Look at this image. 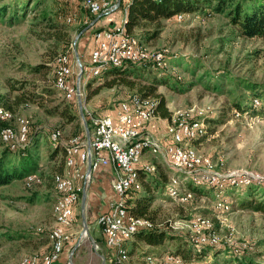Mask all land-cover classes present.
I'll use <instances>...</instances> for the list:
<instances>
[{"label":"rangeland","instance_id":"374dc122","mask_svg":"<svg viewBox=\"0 0 264 264\" xmlns=\"http://www.w3.org/2000/svg\"><path fill=\"white\" fill-rule=\"evenodd\" d=\"M0 10V107L14 112L5 108L11 116L3 126L17 131L22 120L26 129L31 127L33 132L52 129L59 137L67 140L78 137L83 143L85 139L78 133L80 127L85 130L84 123L90 129L87 112L100 114L105 107L111 108L135 92L119 85L93 92L110 76L105 73L95 77L87 68L79 69L78 62L87 66L95 21L102 15L93 19L83 0H0ZM179 14L171 19L162 18L158 24L145 22L134 28L132 33L145 42L150 52L164 55V64L156 65L163 70H155L154 66V70L130 78L144 82L148 77L158 80L164 76L158 90L165 95L171 112L167 125L180 117L189 122L201 119L202 132L190 144L201 157L210 159L211 166L199 169L224 176L231 174L234 178L221 179L218 183L178 181L175 186L184 199L168 195V182L175 171L165 162L158 164L162 169L159 172L156 167L152 173L140 174V187L133 190L135 195L143 196L149 191L153 201L148 216L153 218L154 225L165 226L176 238L154 248L134 236L124 237L114 248L105 246L103 252L108 253L105 258L115 253L117 259L128 264H147L142 257L145 253L163 258L169 254L164 251H176L180 245L181 249L183 246L192 249L193 259L189 261L193 264H237L235 253L240 252L243 255L239 259L245 257L264 264V213L242 204V198L250 199L244 195L248 186L252 190L250 195L254 194L256 199L264 190V113L261 104L251 108L252 103H257L251 101L254 92L259 94L264 88V41L239 36L226 11L205 7ZM154 28L157 34L148 36L146 32ZM61 54L69 56L74 73L82 71L83 90L74 98L77 101L80 96L82 100L84 119L78 102L77 116L71 122L45 111L57 104H60L57 112L62 109V95L53 85L55 59ZM246 84H254L258 89L247 90ZM18 97L22 100L19 103ZM263 97L259 96L262 102ZM90 98V103L85 105V100ZM239 105L248 109L249 114L236 113ZM48 140V136L39 134L33 143L38 158L37 169L32 173L42 172L41 183L30 185L40 181L33 174L36 176L31 180L27 175L24 181L17 178L0 186V264H20L23 258H39L50 250L41 252L48 248L50 231L56 224L52 205L57 189L52 178L44 175L51 164L46 159ZM12 143L11 148L18 144L17 140ZM165 177L169 180L163 187L160 181ZM87 213L85 210L88 223ZM81 218L78 203L76 221L71 226L73 233L68 235L55 264L100 263V258L92 255L101 250L89 238L95 228L88 224L82 232ZM193 236L202 241L188 239ZM191 243L209 247L197 258ZM121 249H128L130 254L122 258L118 253Z\"/></svg>","mask_w":264,"mask_h":264},{"label":"trees","instance_id":"16d2710c","mask_svg":"<svg viewBox=\"0 0 264 264\" xmlns=\"http://www.w3.org/2000/svg\"><path fill=\"white\" fill-rule=\"evenodd\" d=\"M205 7H210L216 12L226 11L227 16L229 17V22L236 27V32L239 36L258 37L264 41V0H132L128 5L127 11L125 13L126 30L132 33L134 31V28L140 23L149 22L158 24L162 18L171 19L179 13L194 12L202 10ZM96 15L98 14H92L93 19ZM146 34L148 36H155L157 34V29L154 28L150 31H147ZM154 66L155 70L161 68L159 66L152 65L150 61H146L143 63L126 62L119 66L108 67L102 75L106 73L110 77L104 78L102 80V83L98 84L93 89V92L101 87L111 88L115 85L124 86L129 89H135V92L132 93L138 94L143 98H152L156 101L154 115L170 119L171 112L166 105L167 99L165 95L158 90L159 85L162 84L160 80L163 79L164 76L158 80L156 79V77L151 79L150 77H148L144 79V82H136L134 79L130 78L131 75L137 77L140 74L142 75L143 73H145V71L148 72L149 70H154ZM158 74H160V71H158ZM245 86L247 90H255L256 88L258 89V86H255L254 84H246ZM254 93L255 94L253 95L251 101L257 100V103H252L251 108H255L258 104L259 106L261 104V110L264 113V97L263 102L262 99L259 98V96H264V88H262L259 94L256 92ZM59 95L61 96L60 93ZM61 98L62 109H59V112H57V108L58 106H60V104L55 105L52 109H45V111L48 115H59L64 119L65 122H71L77 116L75 113L77 101L75 100V98H71L70 100H66L62 96ZM21 101L22 100L18 97L17 102L19 103ZM4 108L12 111L10 108ZM235 110L236 113L239 114H249V110L241 105H239ZM87 119L88 118H86V121L89 124ZM51 130L45 128L41 130L36 129L33 132L31 127H27L26 141L17 144V146L14 148H11V146L7 143L1 142L3 149L0 154V186L3 184H7L13 179L17 178H23L24 181V177L30 174H36L40 178V181L32 182L30 183V185L39 184L42 182V172L41 174L32 173L37 169L36 161L38 158L37 151L33 150V143L39 134L40 137H49V147L46 148V159L51 164L47 166L48 170L45 174H43L49 178H52L53 181V175L55 173H60V171L62 170L65 147L60 142L61 139L58 138L55 140L51 138L50 135L53 131ZM26 169H28V171H25ZM168 180L169 179H166L165 177V179L160 181L161 185L164 187L166 181L168 182ZM251 192V186H248L247 191L244 195L249 196L250 199L249 201H244L245 199L242 198V204H248L249 206L254 207L256 210H260L264 213V190L259 199H256L254 194L250 195ZM135 193V191H130L126 196V205L129 214L135 218H144L150 221L152 226L149 228L137 229L135 232H133L132 237L134 236L137 240H142L145 244L154 248L162 247L164 242L166 240H169L170 238H176L168 230L165 229V226L154 225L153 218L148 216V213L151 211L150 206L153 201L152 196L149 195V191H146L143 196L135 195ZM262 243L264 244V241H262ZM191 247L195 250L194 253L197 255L196 257L200 258L202 257L203 250L209 247V245L199 246L191 243ZM182 248L183 249H181L179 245L176 247V251L164 252L179 255L185 261L192 260L193 257H190L192 255V249H187V247L184 246ZM125 254L126 256L130 254L128 249L125 250ZM145 254L148 255L154 253ZM235 255L238 258L237 264H261L256 261L245 259V257L239 259L243 255L242 252L235 253ZM106 264L128 263L119 261L115 257L114 253L111 255L110 261H106Z\"/></svg>","mask_w":264,"mask_h":264},{"label":"bare ground","instance_id":"6f19581e","mask_svg":"<svg viewBox=\"0 0 264 264\" xmlns=\"http://www.w3.org/2000/svg\"><path fill=\"white\" fill-rule=\"evenodd\" d=\"M132 0H123L118 1V3L115 4V9L117 6L121 3L123 6V11L126 13L128 5L130 4ZM83 4L85 8L89 11L88 6V0H83ZM181 16V14H178ZM119 34V40L117 42H109V45L107 47V60H119V61H110L105 62L102 64H97L89 67V71L92 76H100L103 74V72L108 67L113 66H119L126 62L131 63H143L146 61H150L152 65H162L163 62V54L161 52H150L148 50V54L151 55L149 57H138L137 60H125V52L123 51V48H129L130 47V40L132 39V36L134 35V50L136 52H144L145 51V42L142 41L138 36H136L134 33L128 32L126 30V18L114 26L110 28L104 29V36L107 37H116V35ZM64 54L58 55L55 59V66H54V77H53V85L54 87L61 93L62 97L66 100H70L72 98V90L65 87V81H64V75H60L59 69L57 67L59 66V63H61V59L64 57ZM69 56L67 59L62 60V68H70V65L72 63L70 62ZM87 68V66H82L80 63V69ZM78 83V94L81 95V90H83L84 81L80 80ZM134 97L128 98V105H135V97H137V110L138 115H145V109L149 111V121L152 119L154 115V108L156 105V101L152 98H143L140 97L138 94H133ZM86 109V108H85ZM89 115V112H87ZM11 113L6 110L3 107H0V140L4 143L9 144L10 146H13L14 141L11 140V136L8 135V130L14 131L10 129L7 126H3L2 123L8 120L10 118ZM201 119H195L193 121H186L185 118L180 117L177 118V121L168 124L166 126L167 131L164 132L163 138L165 141L171 142V133L173 132V136H176V149L178 151L179 155H186L187 158L192 160V167H197L198 169L200 167H210L211 161L208 157H201L196 148L190 144V141L200 136V133L202 132L201 129ZM182 126V131L178 129V127ZM8 129V130H7ZM18 135L19 139L25 141L26 140V133L27 129L23 121H20V125L18 128ZM144 134H147V136L151 140H145L144 142L140 143L139 145V154L142 156V153L145 150L153 149L155 150V142L153 140H160L152 137L145 131L144 127ZM52 139H58L59 133L58 132H52L51 133ZM108 136L110 137V140H106V153H107V164L111 163L112 167L116 171V175L118 177H125L126 176V169L120 165V156H119V150L115 148V142L113 140H117V129L116 128H108ZM163 141V140H162ZM18 142V140H17ZM23 143V142H21ZM76 143H82L78 137H72L69 138L65 144V150H64V161L65 165L68 167L66 171L55 173L53 175V183L58 191V194L55 197V200L52 205V211L53 216L55 218L56 224L50 231V239H51V246L48 253L40 256L39 258H23L20 264H40L41 261L44 260L45 257H49V255L55 253V238H57L58 244H56V251L57 255H61L64 242L67 235V228L72 225V223L75 220L76 216V207L78 205L81 193L83 191V186H78V184L75 182L74 178L71 176V173L69 171V167H73V160H74V152L72 151L71 145H76ZM169 167H171L175 172L173 178L168 182L167 186V192L170 197H184V194L180 193L179 190L176 188L175 184L178 181H196V170L189 169L188 166H173V161L167 160ZM156 171V167L152 163H145V166H140L136 168V172L134 173V186L132 183L128 180H120L119 181V190L122 191V198H123V208L124 209V217H131V224L135 228L132 231L135 232L139 228H149L152 226L151 222L144 219V218H135L131 216L128 212V208L126 205L125 196L128 194V192L133 191L134 189H139L140 187V178H139V172L149 174ZM28 179H33V174L28 175ZM213 183H218V181H215ZM212 183V184H213ZM67 218H72L73 221L69 222L66 220ZM55 228H61L64 229L63 231L60 229ZM124 238V237H123ZM123 238H119L117 242L114 244L113 248L118 246L119 243ZM213 240V239H212ZM119 256L122 258L127 257L125 254V250L121 249L118 251ZM144 261L147 264H169L168 262H171L173 264H193L192 261H185L183 259H180L177 255L174 254H165L162 258L160 256H154L152 254H145ZM157 258L159 261H154ZM121 261V259H118ZM210 264V263H205Z\"/></svg>","mask_w":264,"mask_h":264},{"label":"built area","instance_id":"2783aa9c","mask_svg":"<svg viewBox=\"0 0 264 264\" xmlns=\"http://www.w3.org/2000/svg\"><path fill=\"white\" fill-rule=\"evenodd\" d=\"M118 1L123 0H88L89 13H110L115 9V4ZM93 39L95 46L91 50L87 70L93 65L119 61L107 60V47L109 42L118 43L119 34L116 37H107L104 36V28H101L94 31ZM122 52H125V60H137L138 57L146 58L151 56L148 54V48L146 46L144 52H136L134 50V35L130 40V47L123 48ZM67 57L68 55H65L61 59V63H59L57 69H59L60 75H64L65 87L72 90V98H74L75 95H79V71L74 73L72 65H70V68H62V60L67 59ZM78 67L80 69V62H78ZM128 97L134 96L130 94L120 100L113 115L93 114L89 112V115H87L90 121L89 144L85 140L83 143L71 145L72 151L74 152L73 175H78V186H83V191H85L90 181L91 172L100 165H107L106 140H110L108 128L117 129V140L113 141L115 142V148L119 150L120 165L126 169V176L118 177L114 175L112 188L115 197L110 202L108 210L99 214L96 218V223L105 236V243L110 248L114 246L119 238L132 237V231L135 227L131 224V217H124V209L126 208H123L122 191L119 190V181L128 180L134 186V173L136 172V168L145 166V163L141 161L142 156L139 154V145L145 140H151L147 134H144V127L149 122V111L145 109V115H138L137 97H135V105H128ZM178 129L182 131V126L178 127ZM165 131H167V128ZM170 133L171 142L153 140L155 142V151L163 160L173 161V166H188L189 169L196 170V180L221 181V179L234 178L231 174L224 176L214 171L200 170L197 167H192L191 159L187 158L186 155L178 154L176 149V136H173V132ZM8 135L11 136V140H18V144L23 142V140L18 139V131L8 130ZM76 157L81 163L89 161L88 171L80 170L76 165ZM66 220L69 222L73 221L72 218H67V216ZM196 220L197 218L194 221ZM55 229L64 230L61 228ZM188 239L202 241L201 239H197L196 236ZM58 243L57 238H55V253L49 255V257H45L40 264H53L59 259L60 255H57L56 251V244Z\"/></svg>","mask_w":264,"mask_h":264},{"label":"crops","instance_id":"0c3cea01","mask_svg":"<svg viewBox=\"0 0 264 264\" xmlns=\"http://www.w3.org/2000/svg\"><path fill=\"white\" fill-rule=\"evenodd\" d=\"M124 17H125V13L123 11V6L120 3L117 6L116 9H114L113 11H111L110 13H107V14H103L102 13V15L99 16L96 19V21H95V24H96L95 30L96 29H101V28L112 27L115 24L120 23L124 19ZM93 42H94V40L92 38L91 50L95 46V42L94 43ZM88 61H89V56L87 58V63H88ZM90 100H91V98L88 99L87 101L85 100V105H86V103H90ZM116 105L117 104H114L113 107H111V108H109V107L106 108L105 107V109H103L102 112H100V114H102V115H113L115 113V110H116V107H117ZM166 105H167V108H169L168 107L169 105L168 104H166ZM168 121L169 120L167 118H162L160 116H156L155 115L147 123V125L145 127V131L149 135H151L152 137H154L156 139L163 140L162 142H168V141H165V139L163 138L165 127L167 126ZM78 134H79V136L81 135L85 140H87L86 132H85L84 129H81V127H80V132ZM59 139H61L60 142L65 147L67 139L62 138L61 136L59 137ZM155 153H156V151L153 150V149L145 150L142 153L141 161L144 162V163H152V164H154L155 167H157V171L159 172L162 169L160 168V166L158 167V164H160V163L162 164L163 162H165L168 165V161L167 160H163L161 157H159V155L157 153L156 154ZM106 155H107V153H106ZM62 159H63V155H62ZM156 164H157V166H156ZM76 165L80 168V170L88 171L89 161L81 163L78 160V158L76 157ZM67 168L68 167L65 165V161L63 159V167H62V170L60 172L66 171ZM72 168L73 167H69V171L71 173V176L74 178L75 182L78 184V175H73ZM139 174H144V173L139 172ZM164 174H165V172H164ZM114 175H116V171L112 167L111 163H108L107 165H100L97 169H95V170H93L91 172L90 181L88 183L87 188L85 189L86 198H85V203H84V213H85V210H87V212L90 215V221L88 220L87 225L88 224L89 225L92 224V226L95 228L94 233L91 231V233L89 234V238H90L91 242L93 243V245L96 246L98 250H101L100 252L97 251L98 253L97 252H93L92 256L96 255L97 257L100 258V263L99 264H104L105 263V259H106V261L109 262L110 259H111V255H112V254H109L107 256V258H105V254H108V253L107 252L104 253L103 249H105V246L106 247H108V246L105 243L104 234L102 233L99 225L96 223V218H97V216L99 214H101L103 212H106L108 210L110 202L115 197V193H114L113 188H112ZM139 177H140V175H139ZM79 201L81 202V198H80ZM76 209H77V207H76ZM80 211H81V207H80ZM75 212H76V210H75ZM75 221H76V219L74 220L73 223H75ZM73 223H72V225H73ZM71 226L67 228L66 239H67L68 235H72V233H73V229L71 230ZM87 228H88V226H87ZM66 239H65V241H66ZM50 246H51V241H49V239H48V248L46 250H44V251H41V252L48 251ZM64 247L65 246H63V250H64ZM60 257H61V255H60ZM178 257H180V256H178ZM56 262H54L53 264H55Z\"/></svg>","mask_w":264,"mask_h":264},{"label":"water","instance_id":"95a60500","mask_svg":"<svg viewBox=\"0 0 264 264\" xmlns=\"http://www.w3.org/2000/svg\"><path fill=\"white\" fill-rule=\"evenodd\" d=\"M95 21V20H94ZM94 21H92L91 23H93ZM75 56L76 58L78 59V54L77 52L75 53ZM82 74V71L79 72L78 74V78H80ZM77 102H78V106H79V110H80V115L81 117L83 118V113H82V100L80 98V96H77ZM84 119V118H83ZM84 126H85V130H86V136H87V141H88V144H89V140H90V135H89V130H88V127L86 125V123H84ZM85 198H86V192L83 191L82 194H81V202H80V207H81V222H82V227H83V231H86L87 230V222H86V217H85V214H84V203H85ZM78 242L74 245V247L72 248L71 250V253L72 251L74 250V248L77 246Z\"/></svg>","mask_w":264,"mask_h":264}]
</instances>
